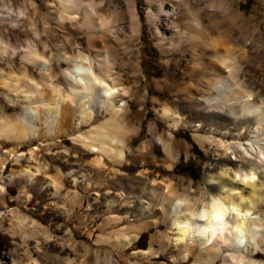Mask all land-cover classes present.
Instances as JSON below:
<instances>
[{
	"label": "rangeland",
	"instance_id": "rangeland-1",
	"mask_svg": "<svg viewBox=\"0 0 264 264\" xmlns=\"http://www.w3.org/2000/svg\"><path fill=\"white\" fill-rule=\"evenodd\" d=\"M94 1L98 4L97 28L85 24V10L63 9L58 0H0V125L5 121L15 124L7 129L8 136L0 137V264H28L31 258L40 259L44 264H193L200 250L188 261H183L178 254L173 259L168 252H161L159 257L141 253L150 248L154 235L168 244L171 231L162 212L157 211L156 217L137 216L117 224L123 211H110L107 200L116 197L119 190L99 186L101 173L89 166V161L98 153L75 141L109 116L97 105L92 106L95 119L82 124L78 98L71 97L72 86L65 72L81 53L96 59L91 39L97 35L95 45L120 70L119 81L131 91L129 98L117 101L118 105L126 102L125 122L130 131L128 153L130 162L137 165L130 177L134 181L139 179L138 171L145 169L148 176L171 181L180 192L191 189L199 197L208 187L207 171L220 165L217 154L221 151L218 146L206 143L205 138L212 137L216 144L220 140L230 144L235 151L232 157L238 162L242 153L237 150V143L250 149L254 148L251 144L254 141V149L259 151L264 131L257 137L250 131L245 132L240 141L235 138L236 133L225 138L219 129L214 131L217 125L203 123L210 115L221 122L222 114L216 109L206 111L196 100L187 102L186 95L172 84V79L185 84L205 81L204 71L213 60L212 55L225 53L223 36L228 32L229 45L248 49L247 56L239 60L245 88L264 91V0L192 3L207 26L217 19L222 27L219 33L212 32L205 46L182 37V32L187 35L194 32L187 25L190 16L185 7H179L176 19L162 17L156 21L152 16L158 9L156 0ZM85 2L88 4L91 0ZM158 25L163 31L167 29V43L156 35ZM169 42L182 44V50L169 48ZM33 50L46 61L31 60L29 55ZM45 73L51 77L45 79ZM6 80L10 85H17L18 91L4 88ZM22 90L32 91L31 99L35 100L24 102ZM165 107L188 118L192 125L202 124V127H180L172 131L161 116ZM123 140L120 137L117 143L121 145ZM167 142L175 147L173 161L167 158ZM31 151L43 165L41 177L61 185L53 204L43 196L47 185L27 186L25 178L18 177L21 165L29 164L26 159ZM9 152L21 155L19 164L9 158ZM116 167L120 177H127L129 173L122 165ZM110 177L109 182L115 183L116 178ZM20 218H25L26 224L40 234L37 239L25 242L23 237L9 232ZM154 219L160 221L159 227H153ZM146 223L150 228L143 229L130 248H113V244L117 245V231L127 232ZM100 238L109 242H99ZM261 257L264 258V252ZM178 260L181 262L177 263ZM215 264H223V259Z\"/></svg>",
	"mask_w": 264,
	"mask_h": 264
},
{
	"label": "bare ground",
	"instance_id": "bare-ground-1",
	"mask_svg": "<svg viewBox=\"0 0 264 264\" xmlns=\"http://www.w3.org/2000/svg\"><path fill=\"white\" fill-rule=\"evenodd\" d=\"M58 1L63 9L75 7L78 11L85 10V24H88V27H98L95 19L98 4L94 0L88 4L85 0ZM156 1L158 2L157 12H152L156 21H160L162 17L176 19L179 14V7L187 9L190 16L187 25L192 28L191 32L192 30L194 32L191 35L182 32L181 35L191 42L205 46L212 32L219 33L222 28L216 21L217 19H214V22L207 26L205 19L192 6L199 1L206 2L207 0ZM167 6L172 8L168 9ZM213 7H215L214 3ZM79 14V12L75 14L77 21L80 19ZM131 15L132 19H135L134 12H131ZM99 27L104 26L100 25ZM156 35L162 42L167 43V29L163 31L160 25L156 26ZM229 36L228 32L223 36L226 39L224 42L222 41L225 46L224 55H217L215 52L212 55L213 60L208 62L203 75L205 81L198 84H185L173 78L172 84H175L180 92L186 95L187 102L196 100L200 107L206 111L216 109L222 114L221 122L213 120L216 117L210 115L203 121L204 124L208 123L212 127L217 125L214 131L219 129L225 138L236 133L234 134L235 138L240 141L245 132L250 131L257 137L262 133L261 131H264V91L257 88L258 91L245 88L241 78L242 68L239 60L247 56L248 49L245 46H237L238 48H236L235 45H229ZM179 37V41H182L183 38ZM96 38L97 35L91 39V44L96 52V59L92 60L84 53L79 54L73 60L74 63L71 68L66 70L65 75L69 78L72 86L71 97L78 98L77 106L82 111V124L95 119L96 111L92 106L97 105L109 116L101 125H94L87 135L81 134L76 137L75 141L92 152L98 153L89 161V166L101 173L99 174V186L104 185L110 189L119 190L116 197L107 200L110 211H123V216L118 219L117 224H124L137 216L150 215L156 217L158 215L156 212L160 211L169 222L171 231L169 234L173 236L169 235L170 240H168V244L165 242V245L157 235H154L151 239L150 248L141 251L145 256L159 257L161 252H168L173 259L178 254L182 256L183 261H188L200 250L193 264H215L220 258L223 259V264H264V258L261 257L264 252V139L258 140L262 147L259 151L254 149V141L251 143L254 148L250 149H244L243 144L238 142L237 150L242 153V156L240 155L241 158L236 162L237 160L234 161L232 157L235 151H232L230 144L228 145L224 140H220L216 144L212 137L205 138L206 143L213 147L218 146V150L222 153L217 154L220 156V165L209 168L207 171L208 187L201 192L199 197H196L191 189L184 188L182 189L183 192H180L181 189L177 188L173 182L166 179V181H159L148 176V171L145 169L138 171L139 179L132 180L130 173L137 168V165L130 162L131 154L128 153L130 150L127 138L130 131L125 122L124 108L126 102L117 104L121 98L124 100L129 98L131 91L119 81L120 70L115 68L111 59L107 55L104 56L101 49L95 45ZM216 43L218 40L214 42V46ZM168 44H170L169 48L171 49L182 50V44L176 45L174 42ZM29 56L35 62L46 61L35 50L31 51ZM134 69L136 70V67ZM47 77H51V75L45 73L44 78ZM14 85L16 84L14 83ZM50 85L52 87L53 84ZM16 86L10 85L7 80L3 83L4 88L14 92L18 91ZM29 87H33V85L29 84ZM23 92L20 95L24 102L31 101L32 103L35 100L31 99L33 97L32 91ZM35 103L39 102L36 101ZM161 116L167 121L172 131L178 130L180 127L187 129L192 127L200 129L202 127V124L192 125L188 118H184L169 107L162 109ZM14 126L15 124L11 121L1 123L0 137L8 136L7 129ZM172 136L174 137L173 134ZM120 137L124 139L121 145L117 143ZM165 148L168 160L173 161L175 159L174 144L167 142ZM8 156L15 159L19 164L21 155L9 152ZM26 160L29 164L21 165L17 171L18 177L25 178L27 186L47 185L45 188L47 192L43 193V196H46V200L53 204L52 201L56 198L61 185L51 179V181H45L41 177L43 165L36 158L34 151H31ZM33 163L35 167L31 166ZM121 165L129 173L127 177L118 175L119 170L116 169V166ZM110 176H117L115 183L114 181L109 182ZM253 176L256 179H252ZM86 180L87 178L83 181ZM75 181L79 182L78 178ZM233 209L239 215H236ZM218 213L224 217L220 222L214 219ZM69 216V218L73 217V215ZM152 225L159 227L160 221L157 219ZM150 226L146 223L137 228H131L127 232L117 231L115 233L117 245L112 243L113 248L119 250L130 248L140 238V232L150 228ZM9 232L13 236L23 237L25 242L29 239H37L40 235L34 230V227L26 224L25 218H20L17 225L13 224ZM105 241L109 242V239L100 238L99 240L103 243ZM31 259L32 261L28 264H44L40 259ZM179 262L181 261L178 260L177 263Z\"/></svg>",
	"mask_w": 264,
	"mask_h": 264
},
{
	"label": "snow or ice",
	"instance_id": "snow-or-ice-1",
	"mask_svg": "<svg viewBox=\"0 0 264 264\" xmlns=\"http://www.w3.org/2000/svg\"><path fill=\"white\" fill-rule=\"evenodd\" d=\"M247 179V178H246ZM252 179H256V177L255 176H253L252 177ZM233 212L236 214V215H239V213L238 212H235V209H233ZM223 216L221 215V214H216L215 216H214V219L217 221V222H220V221H222L223 220Z\"/></svg>",
	"mask_w": 264,
	"mask_h": 264
},
{
	"label": "trees",
	"instance_id": "trees-1",
	"mask_svg": "<svg viewBox=\"0 0 264 264\" xmlns=\"http://www.w3.org/2000/svg\"><path fill=\"white\" fill-rule=\"evenodd\" d=\"M143 237H141V239L139 240V242L142 240Z\"/></svg>",
	"mask_w": 264,
	"mask_h": 264
}]
</instances>
